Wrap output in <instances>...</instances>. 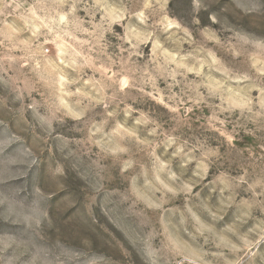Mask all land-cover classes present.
Returning <instances> with one entry per match:
<instances>
[{
	"label": "clouds",
	"instance_id": "9594fccd",
	"mask_svg": "<svg viewBox=\"0 0 264 264\" xmlns=\"http://www.w3.org/2000/svg\"><path fill=\"white\" fill-rule=\"evenodd\" d=\"M0 264H264V0H0Z\"/></svg>",
	"mask_w": 264,
	"mask_h": 264
}]
</instances>
